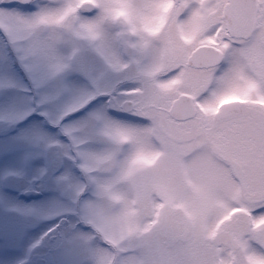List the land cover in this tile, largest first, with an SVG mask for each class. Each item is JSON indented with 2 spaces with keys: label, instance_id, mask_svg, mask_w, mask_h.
Segmentation results:
<instances>
[{
  "label": "snow or ice",
  "instance_id": "obj_1",
  "mask_svg": "<svg viewBox=\"0 0 264 264\" xmlns=\"http://www.w3.org/2000/svg\"><path fill=\"white\" fill-rule=\"evenodd\" d=\"M169 95L213 124L264 118V0H0V123L29 126L17 147L45 157L53 193L17 264H264V177L233 186L213 223L197 214L213 243L191 256L148 238L158 218L109 214L101 137Z\"/></svg>",
  "mask_w": 264,
  "mask_h": 264
},
{
  "label": "rangeland",
  "instance_id": "obj_2",
  "mask_svg": "<svg viewBox=\"0 0 264 264\" xmlns=\"http://www.w3.org/2000/svg\"><path fill=\"white\" fill-rule=\"evenodd\" d=\"M161 100L138 102L141 111L118 118L116 127L105 130L98 147L105 161L100 194L110 215L127 209L132 226L158 218L148 238L162 251L191 256L213 243L201 240L197 214L206 212L213 223L216 205L228 199L233 186L264 177V121L243 118L216 128L210 122L175 123L161 120ZM29 120L36 124L43 117ZM28 127L24 121L0 123V220L11 227V233L0 234V264H14L19 251L26 258L30 244L47 230L42 227L48 222L45 217H50L51 177L42 171L46 159L25 155L17 147ZM61 158L55 151L47 162L53 165ZM31 190L41 192L42 198H24ZM14 209L22 210L19 218ZM18 235L16 251L9 243Z\"/></svg>",
  "mask_w": 264,
  "mask_h": 264
},
{
  "label": "flooded vegetation",
  "instance_id": "obj_3",
  "mask_svg": "<svg viewBox=\"0 0 264 264\" xmlns=\"http://www.w3.org/2000/svg\"><path fill=\"white\" fill-rule=\"evenodd\" d=\"M158 75H162V73H158ZM129 78L130 79H135V78H138V77H135V75L134 74H129ZM177 100V98L176 97H174V96H171V95H169V96H165V97H163V100H161V102H162V104H159V107L161 108V112H162V116H161V120L162 119H167V120H169V121H171V122H175V123H181V122H178V121H176V120H174L171 116H170V108H171V105H172V103L174 102V101H176ZM193 110V114L190 116V117H188L186 120H184V121H182L183 123L184 122H200V123H207V121L202 117V114L201 113H199V111L198 110H195V109H192ZM139 111H141V109H140V107H139V103H136V104H134L133 105V107H132V109L129 111V112H131L132 113V115L135 113V112H139ZM240 111L242 112L239 116H233L232 117V119H230V120H228V121H223V122H220L218 125H220V124H222V123H229V122H234V121H237V120H241V119H243V118H247V119H250V120H258V121H264V118H260L259 117V114L258 113H256V112H254V111H252V110H249V109H240ZM231 112H233L232 110H231ZM132 115H129V116H132ZM151 117L152 118H154L155 120H156V117L154 116V115H151ZM136 118H144L142 115L141 116H137ZM146 118V117H145ZM148 119H149V117H147ZM158 121V120H157ZM217 125V126H218ZM213 127V126H212ZM214 128H216V127H214ZM240 179L242 178V174H241V176L239 177ZM31 191H33V190H31ZM34 192H38V191H34ZM38 193H41V192H38ZM42 196H43V194L41 193V196L40 197H38V198H36V199H28V200H31V201H33V200H37V199H40V198H42ZM1 219V218H0ZM5 221H3V220H0V234H5V233H11L10 231H11V227H9V228H6V226H5ZM17 225V224H16ZM14 227V226H13ZM15 228H17V227H15ZM5 241V240H4ZM15 241V240H14ZM20 241H21V237H20V235H18V238H17V241H15V242H13V243H9L10 244V246H15V249H16V251H17V247L19 246V245H21L20 244ZM0 242H2V238H0ZM27 254V253H26ZM17 260H19V259H24V256H23V253H22V251H19V254H17ZM17 260H15V262H14V264H17ZM34 262H36L35 260H34Z\"/></svg>",
  "mask_w": 264,
  "mask_h": 264
},
{
  "label": "water",
  "instance_id": "obj_4",
  "mask_svg": "<svg viewBox=\"0 0 264 264\" xmlns=\"http://www.w3.org/2000/svg\"><path fill=\"white\" fill-rule=\"evenodd\" d=\"M132 108L128 109V111H130ZM233 112H235L236 114L234 116H239L242 112L237 109H231ZM229 110V111H231ZM193 114V110H189L187 108L184 107L183 104L179 103L177 100L174 101L171 105L170 108V116L178 121V122H182L184 120H186L188 117H190ZM220 122H217L215 124L212 123L213 127H216ZM235 170L237 172L238 177L241 176V171L239 169V167L235 164L234 165ZM41 196V193L38 192H34V191H27L23 194V197L26 199H36L38 197ZM34 264H39L38 261L34 262Z\"/></svg>",
  "mask_w": 264,
  "mask_h": 264
},
{
  "label": "clouds",
  "instance_id": "obj_5",
  "mask_svg": "<svg viewBox=\"0 0 264 264\" xmlns=\"http://www.w3.org/2000/svg\"><path fill=\"white\" fill-rule=\"evenodd\" d=\"M133 227H136V226H133Z\"/></svg>",
  "mask_w": 264,
  "mask_h": 264
}]
</instances>
